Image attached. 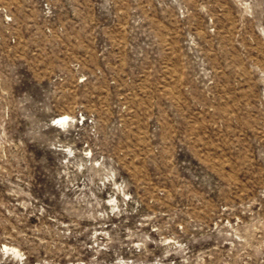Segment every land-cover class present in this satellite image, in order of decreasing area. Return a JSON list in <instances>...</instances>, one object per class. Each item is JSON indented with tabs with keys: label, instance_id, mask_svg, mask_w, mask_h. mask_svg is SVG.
Instances as JSON below:
<instances>
[{
	"label": "rangeland",
	"instance_id": "1",
	"mask_svg": "<svg viewBox=\"0 0 264 264\" xmlns=\"http://www.w3.org/2000/svg\"><path fill=\"white\" fill-rule=\"evenodd\" d=\"M0 264H264V0H0Z\"/></svg>",
	"mask_w": 264,
	"mask_h": 264
},
{
	"label": "bare ground",
	"instance_id": "2",
	"mask_svg": "<svg viewBox=\"0 0 264 264\" xmlns=\"http://www.w3.org/2000/svg\"><path fill=\"white\" fill-rule=\"evenodd\" d=\"M56 120L55 125H62L64 124L66 121L71 120L69 116L63 114L60 116H57L55 119H53V121Z\"/></svg>",
	"mask_w": 264,
	"mask_h": 264
}]
</instances>
